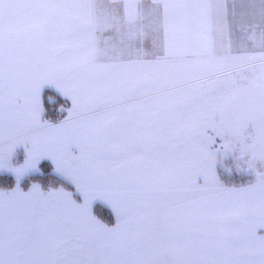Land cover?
<instances>
[{"label":"snow or ice","instance_id":"obj_1","mask_svg":"<svg viewBox=\"0 0 264 264\" xmlns=\"http://www.w3.org/2000/svg\"><path fill=\"white\" fill-rule=\"evenodd\" d=\"M44 158L82 202L20 189ZM0 170V264H264V0H0Z\"/></svg>","mask_w":264,"mask_h":264},{"label":"rangeland","instance_id":"obj_2","mask_svg":"<svg viewBox=\"0 0 264 264\" xmlns=\"http://www.w3.org/2000/svg\"><path fill=\"white\" fill-rule=\"evenodd\" d=\"M53 90L60 94L64 99L67 100L68 104H71V101L68 97H65L61 92H59L53 85H45L42 90V102H43V91ZM63 104V102H61ZM44 107V105H43ZM64 107V106H63ZM62 105L60 108L63 110ZM45 110V108H44ZM44 113V112H43ZM42 118L51 123L53 122L42 114ZM74 152H77L78 149H73ZM27 157V151L24 145H20L16 148L13 157L12 163L15 166L22 164ZM47 166V168H46ZM217 172L221 181L228 186H241L255 181V175L252 171L246 169V166L241 165L237 167V160L234 155L224 157L222 162L217 164ZM33 184H39L41 189L45 192L58 189L63 187L64 189L71 191L73 193V198L77 202H82V195L76 191L75 185L63 174L55 170V165L50 158L42 159L36 170L29 171L26 173L20 180L19 186L22 191H29ZM17 186V179L14 173L8 170H0V190L11 191L14 190ZM95 204H100L104 207H107L112 215L111 222L101 220L94 212ZM92 212L101 222L107 224L108 226H113L116 223L115 213L112 208L102 200H96L92 205ZM261 234H264V231H260Z\"/></svg>","mask_w":264,"mask_h":264},{"label":"trees","instance_id":"obj_3","mask_svg":"<svg viewBox=\"0 0 264 264\" xmlns=\"http://www.w3.org/2000/svg\"><path fill=\"white\" fill-rule=\"evenodd\" d=\"M61 102H63V104ZM43 105L45 108L43 115L49 117L53 122H57L66 115L65 108L68 106V102L57 92H54L53 90H45L43 91ZM61 105L62 107L64 106L63 110L60 108ZM93 210L101 220L108 223L111 222L112 215L107 207L95 204Z\"/></svg>","mask_w":264,"mask_h":264},{"label":"crops","instance_id":"obj_4","mask_svg":"<svg viewBox=\"0 0 264 264\" xmlns=\"http://www.w3.org/2000/svg\"><path fill=\"white\" fill-rule=\"evenodd\" d=\"M70 101H71V99H70ZM71 106H72V101H71V104H68V106L65 108L66 115L61 120H59L58 123L61 122L63 119H65L67 117V115H68V109L71 108ZM260 231H264V229H261Z\"/></svg>","mask_w":264,"mask_h":264}]
</instances>
